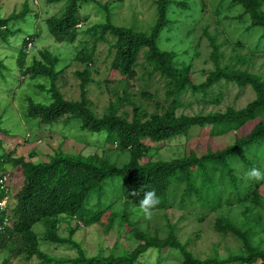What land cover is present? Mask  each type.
<instances>
[{"label":"trees","instance_id":"obj_1","mask_svg":"<svg viewBox=\"0 0 264 264\" xmlns=\"http://www.w3.org/2000/svg\"><path fill=\"white\" fill-rule=\"evenodd\" d=\"M50 1L64 3L62 14L47 21L50 34L57 40L68 38L74 41L78 32L77 25L82 20L79 13L81 3L88 0ZM235 1L248 13L252 25L264 29V0ZM174 5L175 2L172 0H156L157 19L149 34L115 25L110 21L95 24L86 30L84 33L88 34L90 41L88 45L82 46L75 56L77 62L84 66L83 70L75 72L80 80V98L76 101L64 99L63 93L55 83L60 72L56 69L58 58L52 57L44 50L40 53L39 59L34 56L30 63H27L26 44L33 36H26L23 40L24 44L16 59L20 73L31 79H48L49 87L46 90L51 99L49 104H43L27 98L29 105L25 116L37 117L42 125L48 126L67 114L68 119L78 120L82 129L92 134L102 133L103 144H116L118 150L127 151L130 157L126 163L118 167L97 154L74 156L66 155L60 150H57L48 161H30L23 156L10 158L4 154L0 155V178L6 174L5 164H9L13 171L15 168L20 170L16 178H13L16 174L12 176L11 183L6 180V191L0 189V201L4 196L7 197L5 206H0V250L6 249L9 243L12 244L9 259L5 258L3 264H10L12 255L21 254L26 255V258L37 255L41 261H50L54 264L68 261L69 259L45 255L38 248L39 238L33 227L37 223L44 225L43 238L48 242L78 246L72 238L58 235L56 232L58 221L61 217L77 218L85 225L99 224L104 209L91 211L86 205L92 194L97 196V205L99 204L104 194L105 180L109 178L120 179V196L123 202L139 209L140 201L148 191H154L160 199V203L152 211L171 207L182 209L187 206L194 209L198 205L203 212L202 215H205L223 210L224 207H231L233 204L245 207L248 213H251L255 206H262L264 209V199L257 192L262 180L246 179L245 173L248 170L241 169V165L244 164L253 168L254 160L264 164V80L257 73L222 68L214 55L215 68L206 74L203 82L194 83L190 74L191 64L177 61L171 51L160 50L158 46L162 30L170 27L167 14ZM178 5L186 9V4ZM19 15L21 16L12 13L9 17L0 18L1 38H5L11 32L8 23L17 19ZM109 35L113 38L110 45L113 51H110L112 56L108 64L112 72L120 74L122 80H129L138 75L137 68L140 66L143 68L140 80L149 82L152 77L158 76L164 82L162 100L155 101L157 110L147 115L146 110L137 101L127 97L122 101L132 105L133 118L130 121L116 113L119 98L110 102L108 112L97 114L94 111L86 97L88 86L94 81L91 77V68L88 66L94 61L97 44L107 42ZM208 37L213 53H216L217 44L214 37ZM143 49L144 60L140 62L138 54ZM221 80L235 82L239 86H251L255 98L240 109L227 108L223 112L176 115L178 98L183 91L187 89H191L192 92L205 91ZM39 87L42 88L40 85ZM155 99L161 98L157 96ZM252 121L254 123L248 132H240L231 143L220 149H207L200 154L190 150L188 154L171 159L142 160L153 150L148 140L160 143L178 136L189 137V131L194 127L206 128L209 136L236 134L247 122ZM247 150L252 159L246 153ZM234 158L238 159L236 163H233ZM17 178H21L22 181L15 191L16 188H12ZM11 196L15 197L13 207H9ZM117 215L111 212L107 220L101 224L105 228H110L115 220L119 219V222L126 223L134 231V238L138 243L120 255L110 254L108 257L81 255L72 260L73 264H137L150 249H155L160 254L163 250L171 248L180 251L184 264L237 262L264 264V247L253 241L254 236L259 233L256 217L253 221L246 217L244 225L240 228L228 216L217 215L214 229L222 233H232L245 252L224 259H218L216 256L199 259L188 250L187 242L177 238L174 232L175 225L170 224L169 234L159 238L147 232H139L132 223L127 222L126 214Z\"/></svg>","mask_w":264,"mask_h":264},{"label":"rangeland","instance_id":"obj_2","mask_svg":"<svg viewBox=\"0 0 264 264\" xmlns=\"http://www.w3.org/2000/svg\"><path fill=\"white\" fill-rule=\"evenodd\" d=\"M172 1L175 5L167 14L170 27L162 30L158 46L160 50L171 51L177 61L191 64L190 74L194 83L203 82L206 74L215 68L214 55L220 67L257 73L264 80V29L252 25V20L242 5L235 0ZM178 3L186 4V9H182ZM81 4L79 13L82 20L77 25L76 39L71 41L68 38L57 40L48 30V19L57 18L62 14L63 1L0 0V18L9 17L12 13L21 14L17 19L9 21L8 28L11 32L5 38L0 37V155L4 154L10 158L23 156L30 161H48L57 150H60L66 155L74 156L97 154L118 167L129 160L130 155L127 151L118 150L116 144H103L102 133L92 134L82 129L80 122L68 119L67 114L48 126L42 125L37 117L25 116L29 105L27 98H31L35 103L51 102L46 90L49 87L48 79H31L22 75L16 64L18 52L26 36H33L32 40H27L26 62L30 63L34 56L39 59L40 53L44 50L52 57L56 56L58 58L56 69L60 72L55 83L63 93L64 99L76 101L80 98V80L75 72L83 70L84 66L77 62L75 56L77 51L90 41L88 34L84 32L95 24L110 21L115 25L149 34L157 19L156 0H88ZM208 36L214 37L217 44L216 53H213ZM112 42L113 38L110 35L107 42H99L94 61L88 66L91 68V77L94 81L89 84L86 97L94 111L101 114L109 110L110 102L119 98L116 113L130 121L133 118L132 105L122 101L127 97L137 101L146 110L147 115L157 110L155 101L162 100L164 82L158 76L152 77L149 82L140 80L143 71L140 66L137 68L139 72L135 78L122 80L121 75L112 72L108 66L112 56L110 51H113L110 46ZM144 50L138 54L140 62L144 60ZM157 96L161 99H155ZM254 98L255 92L251 86H239L235 82L221 80L205 91L192 92L191 89L183 91L178 98L176 115L223 112L227 108L240 109ZM253 123L247 122L236 134L209 136L206 128L194 127L189 131V137L178 136L160 143L148 140L154 152L150 151L142 160L171 159L188 154L190 150L200 154L207 149H220L231 143L240 132H248ZM248 152L247 150L246 153ZM248 156L252 159V155ZM237 160L234 158L233 163ZM252 164L264 173L262 162L254 160ZM241 169L251 168L244 164L241 165ZM5 170L4 176L10 183L12 176L16 174L13 177L16 178L20 172L17 168L13 171L9 164H5ZM21 181V178H17V183L14 181L12 189L16 188L17 191ZM119 186V178L106 179L104 194L98 205L97 196L93 194L89 196L86 205L88 209L105 211L99 224L85 225L77 218L61 217L58 221L56 227L58 235L72 238L78 246L46 241L43 238L45 227L37 223L33 230L39 238L38 248L51 258L70 260L58 264H73L72 260L81 255L87 257L120 255L132 249L138 240L134 238V231L126 223L119 222V219H116L110 228H105L101 224L107 220L111 212L118 215L126 214L127 222L132 223L139 232H147L159 238L169 234L170 224L175 225L174 232L177 238L187 242L188 250L199 259L214 256L224 259L245 252L232 233H222L214 229L217 215L228 216L240 228L244 225L246 217L249 221L256 217L259 233L254 236L253 241L264 247L262 206L253 207L252 212L248 213L245 207L233 204L231 207H224L223 210L205 215H202L203 212L198 205L194 209L191 206L182 209L171 207L152 211V218L145 219L141 209L123 202ZM257 192L264 199V180L260 182ZM14 198L11 196L9 207L15 204ZM11 245L9 243L6 249L0 250V264H3L5 258L9 259ZM10 264L54 263L43 262L37 255L26 258V255L21 254L12 255ZM137 264H184V262L180 251L171 248L163 250L160 254L155 249H150Z\"/></svg>","mask_w":264,"mask_h":264},{"label":"clouds","instance_id":"obj_3","mask_svg":"<svg viewBox=\"0 0 264 264\" xmlns=\"http://www.w3.org/2000/svg\"><path fill=\"white\" fill-rule=\"evenodd\" d=\"M248 180L260 181L264 180V173L258 168L253 167L245 173ZM160 203V199L156 196L154 191H148L144 194V198L140 201V209L144 214L145 219L152 218V210Z\"/></svg>","mask_w":264,"mask_h":264},{"label":"built area","instance_id":"obj_4","mask_svg":"<svg viewBox=\"0 0 264 264\" xmlns=\"http://www.w3.org/2000/svg\"><path fill=\"white\" fill-rule=\"evenodd\" d=\"M28 44L30 45V43ZM6 180L7 178L5 176L0 178V189H3L4 191H6V184H5ZM6 201H7V197L4 196L3 199L0 201V206L3 207L6 204Z\"/></svg>","mask_w":264,"mask_h":264}]
</instances>
